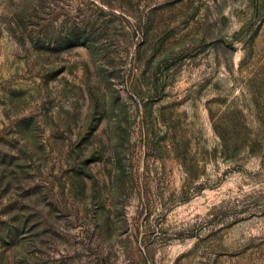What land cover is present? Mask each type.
I'll use <instances>...</instances> for the list:
<instances>
[{
	"label": "rangeland",
	"instance_id": "obj_1",
	"mask_svg": "<svg viewBox=\"0 0 264 264\" xmlns=\"http://www.w3.org/2000/svg\"><path fill=\"white\" fill-rule=\"evenodd\" d=\"M0 264H264V0H0Z\"/></svg>",
	"mask_w": 264,
	"mask_h": 264
}]
</instances>
